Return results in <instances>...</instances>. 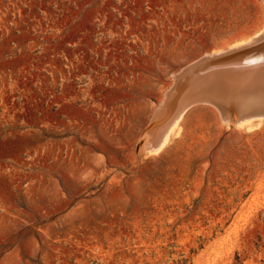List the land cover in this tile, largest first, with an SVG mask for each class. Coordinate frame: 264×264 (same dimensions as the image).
<instances>
[{
  "label": "rangeland",
  "instance_id": "1",
  "mask_svg": "<svg viewBox=\"0 0 264 264\" xmlns=\"http://www.w3.org/2000/svg\"><path fill=\"white\" fill-rule=\"evenodd\" d=\"M263 30L262 0H0V264H264V119L143 138L173 74Z\"/></svg>",
  "mask_w": 264,
  "mask_h": 264
},
{
  "label": "bare ground",
  "instance_id": "2",
  "mask_svg": "<svg viewBox=\"0 0 264 264\" xmlns=\"http://www.w3.org/2000/svg\"><path fill=\"white\" fill-rule=\"evenodd\" d=\"M199 104L214 107L226 125L264 119V30L173 74L172 87L143 133L146 150H161L185 113Z\"/></svg>",
  "mask_w": 264,
  "mask_h": 264
},
{
  "label": "built area",
  "instance_id": "3",
  "mask_svg": "<svg viewBox=\"0 0 264 264\" xmlns=\"http://www.w3.org/2000/svg\"><path fill=\"white\" fill-rule=\"evenodd\" d=\"M7 126H8V125H6V127H7ZM9 163H10V161H9ZM13 166H14V163L11 162L10 165H9V167H8L7 170H6V173H9V172L11 171V169H12Z\"/></svg>",
  "mask_w": 264,
  "mask_h": 264
},
{
  "label": "crops",
  "instance_id": "4",
  "mask_svg": "<svg viewBox=\"0 0 264 264\" xmlns=\"http://www.w3.org/2000/svg\"><path fill=\"white\" fill-rule=\"evenodd\" d=\"M44 185V184H43ZM49 185V184H48ZM45 187V186H44Z\"/></svg>",
  "mask_w": 264,
  "mask_h": 264
}]
</instances>
